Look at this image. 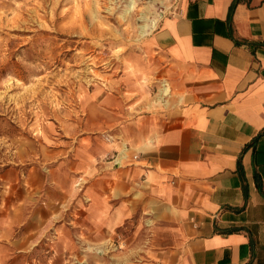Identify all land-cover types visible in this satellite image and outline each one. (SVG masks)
Segmentation results:
<instances>
[{
	"label": "crops",
	"instance_id": "1",
	"mask_svg": "<svg viewBox=\"0 0 264 264\" xmlns=\"http://www.w3.org/2000/svg\"><path fill=\"white\" fill-rule=\"evenodd\" d=\"M177 8L71 136L0 172V264L67 221L96 252L125 238L104 264H264V0Z\"/></svg>",
	"mask_w": 264,
	"mask_h": 264
},
{
	"label": "rangeland",
	"instance_id": "2",
	"mask_svg": "<svg viewBox=\"0 0 264 264\" xmlns=\"http://www.w3.org/2000/svg\"><path fill=\"white\" fill-rule=\"evenodd\" d=\"M131 1L133 9L124 18ZM179 2L0 0V172L18 161L22 168L39 164V136H71L72 125L85 119L82 107L91 92L110 91L105 87L110 75H121L125 57L139 53V43L176 12ZM142 14L155 27L139 38L146 23ZM56 226L39 248L20 254L14 264H104L117 249L125 250V238L119 237L96 252L71 235L70 221L68 235L55 232Z\"/></svg>",
	"mask_w": 264,
	"mask_h": 264
},
{
	"label": "bare ground",
	"instance_id": "3",
	"mask_svg": "<svg viewBox=\"0 0 264 264\" xmlns=\"http://www.w3.org/2000/svg\"><path fill=\"white\" fill-rule=\"evenodd\" d=\"M125 3V1H124ZM136 4V3H135ZM89 6V5H88ZM133 6L132 5V1L127 5V9H125L124 13H123V17L125 16H128L130 14V11L133 9ZM110 7V6H109ZM97 8V7H96ZM115 8V7H114ZM88 10V8H87ZM86 10V11H87ZM90 10V8H89ZM84 12V11H83ZM97 12V11H96ZM91 14V13H90ZM128 14V15H127ZM139 14V13H138ZM86 16V15H85ZM64 17V16H63ZM110 17V16H109ZM124 17V18H125ZM140 19H142L144 22V25L140 26L139 28V38L141 37H145L154 27H155V24L154 23H148V20L147 18L142 14V16L140 17ZM61 20V19H60ZM81 20V18H80ZM128 21V20H127ZM93 22V21H92ZM97 22V21H96ZM134 22V21H133ZM95 25V24H94ZM86 26V25H85Z\"/></svg>",
	"mask_w": 264,
	"mask_h": 264
}]
</instances>
